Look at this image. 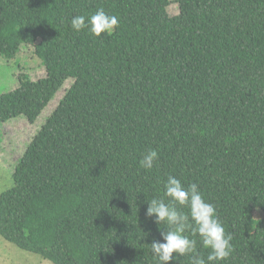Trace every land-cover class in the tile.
Listing matches in <instances>:
<instances>
[{"label":"trees","instance_id":"16d2710c","mask_svg":"<svg viewBox=\"0 0 264 264\" xmlns=\"http://www.w3.org/2000/svg\"><path fill=\"white\" fill-rule=\"evenodd\" d=\"M175 2L176 15L171 0H0V59L31 45L47 72L0 94V125L35 123L74 79L0 195L4 239L54 264H156L166 229L146 211L172 175L232 235L219 264H264V0ZM100 8L114 34L71 28Z\"/></svg>","mask_w":264,"mask_h":264},{"label":"clouds","instance_id":"9594fccd","mask_svg":"<svg viewBox=\"0 0 264 264\" xmlns=\"http://www.w3.org/2000/svg\"><path fill=\"white\" fill-rule=\"evenodd\" d=\"M70 26L75 32L87 30L99 38L102 34H114L119 28V18L100 8L91 15L73 16ZM158 160V151L150 149L142 155L139 166L151 171ZM146 215L154 217V222L165 225L166 229L161 232V240H154L150 245L156 264H170L186 256L190 257V264H219L228 260L234 251L232 235L226 233L216 206L206 201L197 183L185 187L180 179L169 175L163 186V197L148 201ZM198 241L208 250L206 258L197 249Z\"/></svg>","mask_w":264,"mask_h":264},{"label":"rangeland","instance_id":"374dc122","mask_svg":"<svg viewBox=\"0 0 264 264\" xmlns=\"http://www.w3.org/2000/svg\"><path fill=\"white\" fill-rule=\"evenodd\" d=\"M171 1L169 13L176 15L179 9L175 0ZM33 52V46L28 45L24 46L19 57L17 56L12 61L0 59V94L15 90L19 86L18 77L22 72L27 73L34 81L46 76L45 66L36 61ZM73 83L74 79L66 81L35 123H30L26 117L20 116L0 125V195L14 185L13 173L19 159ZM254 217L255 219L262 218L263 212L256 210ZM0 264L54 263L19 248L0 235Z\"/></svg>","mask_w":264,"mask_h":264}]
</instances>
